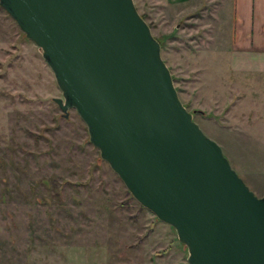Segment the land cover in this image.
<instances>
[{
  "label": "rangeland",
  "instance_id": "374dc122",
  "mask_svg": "<svg viewBox=\"0 0 264 264\" xmlns=\"http://www.w3.org/2000/svg\"><path fill=\"white\" fill-rule=\"evenodd\" d=\"M133 2L180 101L264 194V70L231 61L243 52L232 0ZM53 97L40 48L0 6V264H187L173 227L131 196Z\"/></svg>",
  "mask_w": 264,
  "mask_h": 264
},
{
  "label": "water",
  "instance_id": "95a60500",
  "mask_svg": "<svg viewBox=\"0 0 264 264\" xmlns=\"http://www.w3.org/2000/svg\"><path fill=\"white\" fill-rule=\"evenodd\" d=\"M40 48L89 142L131 196L175 230L187 264H264L256 195L180 101L133 0H0Z\"/></svg>",
  "mask_w": 264,
  "mask_h": 264
},
{
  "label": "crops",
  "instance_id": "0c3cea01",
  "mask_svg": "<svg viewBox=\"0 0 264 264\" xmlns=\"http://www.w3.org/2000/svg\"><path fill=\"white\" fill-rule=\"evenodd\" d=\"M232 4L235 17L233 45L243 52L232 51L231 61L243 66L251 63L255 69L264 70V0H232Z\"/></svg>",
  "mask_w": 264,
  "mask_h": 264
},
{
  "label": "trees",
  "instance_id": "16d2710c",
  "mask_svg": "<svg viewBox=\"0 0 264 264\" xmlns=\"http://www.w3.org/2000/svg\"><path fill=\"white\" fill-rule=\"evenodd\" d=\"M141 14V13H140ZM141 16H143V14H141ZM158 40V39H157ZM159 44H160V41H159ZM161 45V44H160Z\"/></svg>",
  "mask_w": 264,
  "mask_h": 264
}]
</instances>
